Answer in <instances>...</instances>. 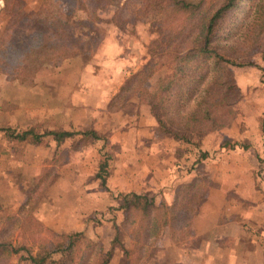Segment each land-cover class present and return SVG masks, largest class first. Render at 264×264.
I'll list each match as a JSON object with an SVG mask.
<instances>
[{
  "label": "rangeland",
  "instance_id": "obj_1",
  "mask_svg": "<svg viewBox=\"0 0 264 264\" xmlns=\"http://www.w3.org/2000/svg\"><path fill=\"white\" fill-rule=\"evenodd\" d=\"M26 1L27 3L22 1L21 10L15 11L14 16H11V18L9 12L3 11V3L0 0V34L11 35L15 30H18L22 20H18L16 17L21 16L20 11L30 15L40 9L42 11L40 16L42 21H47L48 19L63 20L75 38L80 36L78 38L79 43L83 46V54L65 59L56 65L44 63L38 67L32 78L27 77L23 82L20 80L8 81V78L6 79L0 73L4 77L5 82L7 84H14L16 89L15 93L12 91V94L3 95L4 98L2 95L0 96L2 98H0V102L3 100L7 101L0 105V111L14 116L17 121L16 124L11 125L8 121H5L4 125L0 126V170L2 168L9 169V176L15 173L12 178V190L7 191L5 189L7 187H0V215L4 217L6 214L15 212L19 207L20 201L22 203L25 200L27 206L24 209L28 212L30 210L34 218L38 220L35 215L37 212L36 208L38 207L37 204L47 198L46 191L59 177L67 176V179L75 178L79 172L80 179L84 180L83 182L78 185L66 184L61 186L65 190L60 189V192L64 191V197H68V199H62V194L60 195L59 198H61L60 203L62 205L60 209L56 211L54 208L55 203H49V208L44 210L46 206L41 207L40 212L47 214L49 217L52 216L55 219V215L58 214L61 216L67 215L70 211L71 213L76 210L80 212L87 211L80 216V222L83 224L85 221V224L89 225L90 229L79 232L84 237L80 245L78 244L79 248L76 249L75 254L79 255L83 252V243L85 241H91L92 247L89 258L91 263L94 259L96 261L99 258L98 253L100 252L98 248H101L102 251L109 249V244L115 236L116 231L117 239L115 243L130 248L132 243L130 236L134 232L133 227L132 225L129 226L127 220L123 219V212L116 210L121 203L120 199H113V196L123 195L128 191L127 189H123V186L121 189L118 188L120 184L116 182L115 178H112L108 182L111 172L109 167L112 160L111 154L113 150L117 149H114V146L109 144L108 136L111 130H113L115 137L122 136L123 129L125 128L130 130H136L138 128L142 133L141 135L140 132L136 134L134 141L135 152H123L126 155V162L131 166L127 172L132 173L131 175H133L134 181L138 180L136 186L131 191H145L149 193L153 196L154 202L157 205L160 203L167 205L173 198L175 188L182 183H188L191 180L199 181L201 178H204L206 183L211 185L215 177L229 174L227 172L228 166L223 167L220 164L218 167L210 161L216 151L220 152L222 149L224 151L236 149L244 151L252 146H256L257 149V152H255L257 167L251 170L250 173H252L251 176H253L260 193L264 195V36L259 48L252 50L246 55L240 62L242 63L241 65L228 67L235 85V90L232 94L227 93V108L225 110H229L230 114H222L223 124L225 123L224 126L216 131L205 134L200 139L199 146L195 147L192 144H184L181 141L166 136L154 121L148 105L142 98L135 100L134 96L130 95L132 91L128 90L129 84L126 85V91L124 93L123 91L120 92L124 81L123 65L125 64L129 68L128 71H131L126 77L128 78L132 73H136L150 59L147 55L150 43L154 39H157L160 32L154 23L137 22L132 17L126 19L125 17L128 13L127 11L123 13V9L120 10L121 17H118L119 6L107 5L101 9L90 8L88 11L73 12V1L71 0ZM258 1L243 0L239 3L235 15L236 25H244L254 17V6ZM127 8H130V10L134 9L132 4L129 3ZM91 13H94V18H92ZM110 46H114L113 50L106 49L110 48ZM102 54H106L107 58L103 57ZM152 60L158 65L165 58H154ZM26 65L28 66V64ZM170 72V69L159 68L147 80L145 87L148 89L156 87L162 82V78L166 77ZM59 78L75 83L73 88L76 87V92L79 93V110L80 107L83 109H87L89 106L96 108L97 113L94 118H91V123L93 124L90 126V129L93 130L94 126L106 128L107 136H101V140H93L90 137L81 136L70 138L69 140L71 141L69 142L64 139L66 141L62 143L63 150L60 152L58 150V153L53 154L49 159L52 163L48 162L45 165L44 162V166H41L37 161H33L30 164H23L22 157L25 149H27V144L12 139L15 133L24 131L30 127H35L37 133H41L40 131L43 130L57 131L51 129V127L48 129L46 118L41 123H31V125H28L30 123L29 121L26 124L23 123V115L27 114V111H31V114L35 113V116H39L41 112L37 108L39 106L43 109L46 106L56 108L55 105H47V100L50 96L47 94L50 92H45L39 100V97H35L34 94L26 92V89L32 87V90H34L35 86H40L39 82L42 81L41 79H43V87L49 86V81L53 82L51 83L52 86L55 83L54 81H59ZM210 80L211 73L207 71L205 76L198 80L193 89L186 91V96H184L180 103L178 102L179 105L178 103H174L168 109L163 108L161 112L167 118H163V123L168 125L171 123L183 125L195 110L202 92ZM135 81H131L132 90L137 88V90L133 91L134 94H136L139 88L135 84ZM114 91L115 93L111 96V93ZM103 93L108 96L106 97V104L104 103L106 106L104 108L102 107L103 102H100ZM116 95H119L116 105L120 104L121 107L115 111L107 110V104ZM129 95L132 96L131 99L133 100H130L123 106V97H128ZM75 109L77 108L75 107ZM30 118H33V116ZM56 123V121L52 122L54 124L53 127L56 126ZM187 124L192 125V122L190 121ZM7 129L10 132H7ZM176 130L182 131L179 129ZM68 131L74 130L70 129ZM50 139L51 137L47 136L42 138L41 142L45 141L44 145L47 147ZM192 140L195 141L193 138ZM95 142H98L99 148L92 147ZM223 145H226L225 148L232 145V149L226 150L222 147ZM258 146L261 147V150ZM141 147L142 150H144L143 147L145 150H152L154 156L148 159V154L140 151ZM3 155L7 157L3 158ZM143 155L144 157L141 158ZM104 156L107 158L105 159ZM129 158L133 162H129ZM7 159L10 161L14 159L13 162L16 164V168H11V163H8L6 161ZM103 161L106 163L104 178L108 191L99 185V179L95 177L98 166ZM50 167H53L54 170L52 172L49 171L48 176H45V171L43 170L50 169ZM112 170H116L115 166ZM0 177L2 176L0 175ZM200 184H203L200 191L201 189L204 190L207 184H204L203 181H200ZM72 187H76L80 193L91 189V200L94 197L93 194L91 197L93 189L99 188L103 193L102 200L104 202L94 208V197V200H90L89 202L90 207L89 205L86 206L87 201L85 199L79 200L71 196ZM211 188L213 187L205 190L200 195V198L198 194L192 199L190 198L192 209L195 210V213L203 202L206 193ZM4 189L5 191H2ZM178 190L181 192L182 189L179 188ZM3 194L7 195L2 196ZM181 201L183 200L181 199ZM108 202L110 203L109 205L107 204ZM129 216L130 220H136L132 215L129 214ZM66 220L67 226L73 224V221H76L71 216H68ZM191 221L188 223L186 229L184 228L180 232H174L179 236L177 237L179 243L172 241L173 244H178L179 246L182 244L185 246L188 243L190 245L194 244V240L191 239ZM39 222L43 225L41 221ZM16 224H10V226H15ZM246 228L248 232L245 233V236L249 238L251 231H254L255 228L253 230L248 228V226ZM16 231L20 232L18 230ZM187 231L188 233L186 235L185 232ZM65 233L72 232L66 231ZM161 234H163V231L158 235L157 239ZM167 234L169 237L168 232ZM13 237L15 242L26 241V244L31 245V241L27 238L26 240L21 238L19 234H15ZM115 250L120 252L119 264H125L123 258H121V248L115 245L111 253ZM132 259H134V256H132ZM14 261L12 259L11 263H14ZM130 264H138V262L134 261Z\"/></svg>",
  "mask_w": 264,
  "mask_h": 264
},
{
  "label": "trees",
  "instance_id": "obj_2",
  "mask_svg": "<svg viewBox=\"0 0 264 264\" xmlns=\"http://www.w3.org/2000/svg\"><path fill=\"white\" fill-rule=\"evenodd\" d=\"M1 1L3 11L9 12L10 17L14 16L15 11L21 10V0ZM71 1H73V12L113 5L119 6L118 17H121L120 10L123 9V13L126 11L128 13L126 19L132 17L137 22L154 23L157 26L160 31L159 36L150 43L147 52L150 59L136 73L124 79L120 92L124 93L126 85L129 84L128 90L132 91L130 95H133L135 100L142 98L148 105L154 121L166 136L197 147L205 134L224 126L222 114L229 113V110H225L227 93L232 94L235 90L228 67L241 65L240 62L246 55L259 48L264 36V0L256 3L254 17L244 25L235 24L236 11L243 0ZM128 3L132 4L133 10L127 8ZM19 13L21 16L16 18L22 20V23L18 30L11 35L0 34V73L8 78V81L23 82L27 77L32 78L38 67L44 63L56 65L65 59L83 54V46L78 38L80 36L75 38L66 27L65 21L58 19L42 21L40 9L30 15L23 11ZM91 16L94 18V13H91ZM154 58H165V60L156 65L157 63L152 60ZM159 68L170 69L171 72L162 78V82L156 87L148 89L145 83ZM207 71L211 73V80L189 118L183 125L164 124L163 118H167L161 110L168 109L174 103H180L186 96V91L193 89ZM132 80H136L135 84L139 87L136 94L133 91L137 88L132 90ZM130 95L123 97V106L133 100ZM117 99L119 95L113 96L107 104V110L115 111L121 107L120 104L116 105ZM190 121L193 126L187 124ZM7 132H10L9 129ZM40 132L37 133L35 127H30L15 133L12 139L27 145H37L47 136L51 137L56 145L64 139L75 136L90 137L93 140L102 139L90 129L80 132L53 130ZM222 147L226 150L232 149V145L228 148H225L226 145ZM48 162L52 163L51 160H46L44 164ZM105 167V161L99 164L95 177L99 179V185L107 190L104 178ZM53 170V167L44 169V175L48 176L49 171ZM200 181L207 184L201 191L203 184H200ZM213 186V183L208 185L204 178L182 183L175 188L173 198L167 205L155 204L153 196L145 191H130L113 196V199L118 198L121 201L116 210L122 211L123 219L133 227L134 232L129 235L132 239L131 247L125 248L115 243L116 231L109 249L102 251L98 248L99 258L96 261L94 259L95 262L92 263L89 261L91 241H85L83 252L76 255L83 234L56 232L45 227L34 218L30 210L28 212L24 209L27 206L24 200L15 212L4 217L0 215V264H108L112 255L111 250L115 245L121 248V258L125 264L134 261L143 264L151 257L154 241L163 230H168L171 242L179 243L177 240L179 236L174 232L186 229L190 223L195 213L191 199L197 194L200 198L205 190ZM179 188L182 189L181 192ZM129 214L136 220H130ZM10 224H16L17 227ZM185 233L187 235L188 231ZM15 234H19L25 240L27 238L31 241V245L26 244V241L15 242L13 237ZM12 259L15 260L14 263H11Z\"/></svg>",
  "mask_w": 264,
  "mask_h": 264
},
{
  "label": "crops",
  "instance_id": "obj_3",
  "mask_svg": "<svg viewBox=\"0 0 264 264\" xmlns=\"http://www.w3.org/2000/svg\"><path fill=\"white\" fill-rule=\"evenodd\" d=\"M22 1L27 3L26 0ZM113 48L114 46H110V48L106 49L113 50ZM102 56L106 57V54H102ZM123 68L124 80L131 71H128L129 68L125 64ZM41 80L42 81L39 82L40 86H35L34 90H32V87L26 89V92L34 94L35 97H39V100L45 92H50L47 94L50 95L47 100V105H55L56 108L53 106H46L43 109L39 106L37 107L41 110L39 116H35V113L31 114V111H27V114L23 115V123L26 124L28 121L30 122L28 125L37 122L41 123L45 120L44 118H46L48 129H50V127L57 131H68L70 129L74 131H83L90 129V126L93 124L91 123V118L96 116L97 111L96 108L92 106H89L87 109H83L82 107H80V110L78 109L79 93L76 92V87L73 88L75 83L59 78V81H54L55 83L52 86L51 83L53 82L49 81L50 85L43 87V79ZM12 91L13 93L16 91L14 84H7L4 77L0 75V96L2 95L3 97V95L12 94ZM58 93H60L59 96H57ZM114 93L115 91L111 93V96ZM106 97L108 96L103 93L100 99V102H103V108L106 106ZM6 102V100H3L0 102V105ZM75 107L77 109H75ZM31 116H33V118H30ZM5 121H8L10 125L17 123L14 116H11L7 112L0 111V126L4 125ZM55 121L57 123L56 126L53 127L54 124H52V122ZM93 131L99 136H107L106 128L94 126ZM137 132H140L138 128L136 130L125 128L123 129L122 136L115 137L113 130H111L108 136L109 144L113 145L114 149L117 148L113 150L111 154L112 160L109 166L111 172L108 182H110L112 178H115L116 182L120 184L118 188L121 189L123 186V189H127L128 192L133 190L132 188L136 186L138 180L134 181V177L131 175L132 173L129 171L127 172L128 168L131 166L126 162V155L123 152H135L134 141ZM141 134L140 132V135ZM69 139L70 138H67L66 140L69 142L71 141ZM66 140L56 145L54 141L50 139L47 147L44 145L45 141L41 142V140L39 146L27 145V149H25V153L22 157L23 164H30L33 161H37L41 166H44L43 163L49 160L53 154L58 153V150L59 152L63 150L62 143ZM92 147L99 148L98 142H95ZM258 147L261 150V147ZM143 149L144 150H142L141 147L140 151L148 154V159L154 156L152 150H145L144 147ZM255 152H257L256 146H252L244 151H240L239 149L224 151L222 149V151H216L213 154L210 161L218 167L220 164H222L223 167L228 166L227 172L229 174L218 176L213 179L215 185L206 193L203 202L192 218L190 230L191 239L194 240V244L190 245L188 243L189 245L187 244L185 246L173 244L169 240L165 229L163 230V234L155 241L152 255L145 264H264V195L260 193L253 176H251L252 173H250L251 170L257 167ZM8 153L10 154V152ZM2 157L5 158L7 156L3 155ZM142 157H144V155L141 156V158ZM13 160L14 159L10 161L7 159L6 161L11 163V168H16V164ZM129 162L133 161H130L129 158ZM114 166L116 168L115 171L112 170ZM8 170L9 169L4 168L0 170V175L2 176L0 177V187L5 186L7 187L5 189L10 191L12 190V178L15 173L9 176L10 172ZM77 175L75 178L69 179H67V176L59 177L58 180L54 182L55 184L53 183L46 191L47 198L37 204L38 207L36 208L37 212L35 215L45 227L58 232H81L90 229L89 225L85 224V221L83 224L80 222V216L87 211L80 212L76 210L72 213L70 211L67 215H55V219L52 218V216L49 217L47 214H42L40 212L41 207L43 208L46 206L44 210L49 208V203H55V210H59L62 206L60 203L61 198H59L60 195L62 194V199H68V197H64V191L60 192V189L65 190L64 187L61 188V186L66 184L78 185L83 182L84 180L80 179L79 172ZM5 189L2 191H5ZM90 191L91 189H88L80 193L76 187H72L70 194L79 200L85 199L87 201L85 205L87 206L91 200ZM7 194H3L2 196H6ZM92 194L95 197L93 207L96 208L98 204L104 202L102 200L103 193L99 188H95L91 193V197ZM94 197L92 200H94ZM107 204L109 205L110 203L108 202ZM68 216H71L74 220L76 219V221H73V224L67 226L66 218ZM247 226L252 230L255 228L254 231H251L249 238L245 236V233L248 232ZM123 246L128 248L125 245ZM119 258L120 252L116 250L113 251L108 264H119Z\"/></svg>",
  "mask_w": 264,
  "mask_h": 264
}]
</instances>
